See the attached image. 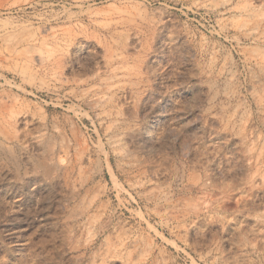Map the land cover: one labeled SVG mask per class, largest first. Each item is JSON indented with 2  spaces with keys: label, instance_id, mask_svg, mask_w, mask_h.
I'll use <instances>...</instances> for the list:
<instances>
[{
  "label": "rangeland",
  "instance_id": "1",
  "mask_svg": "<svg viewBox=\"0 0 264 264\" xmlns=\"http://www.w3.org/2000/svg\"><path fill=\"white\" fill-rule=\"evenodd\" d=\"M72 1L0 0V264H264V0Z\"/></svg>",
  "mask_w": 264,
  "mask_h": 264
},
{
  "label": "bare ground",
  "instance_id": "2",
  "mask_svg": "<svg viewBox=\"0 0 264 264\" xmlns=\"http://www.w3.org/2000/svg\"><path fill=\"white\" fill-rule=\"evenodd\" d=\"M72 1V0H71ZM79 1H83L84 2V0H79ZM78 1V2H79ZM91 1V0H90ZM72 2H74V1H72ZM88 3H90V2H88ZM84 4V3H83ZM76 5H78L79 6V4H76ZM81 6V5H80ZM121 15V14H120ZM115 16H117V15H115ZM113 17V16H112Z\"/></svg>",
  "mask_w": 264,
  "mask_h": 264
}]
</instances>
